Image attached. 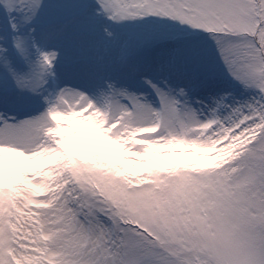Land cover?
<instances>
[{"label":"snow or ice","instance_id":"1","mask_svg":"<svg viewBox=\"0 0 264 264\" xmlns=\"http://www.w3.org/2000/svg\"><path fill=\"white\" fill-rule=\"evenodd\" d=\"M0 264H264V0H0Z\"/></svg>","mask_w":264,"mask_h":264}]
</instances>
